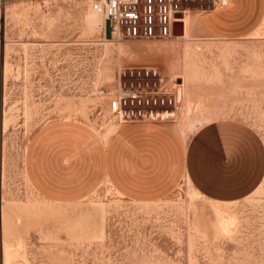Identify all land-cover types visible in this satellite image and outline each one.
<instances>
[{
    "label": "rangeland",
    "instance_id": "obj_1",
    "mask_svg": "<svg viewBox=\"0 0 264 264\" xmlns=\"http://www.w3.org/2000/svg\"><path fill=\"white\" fill-rule=\"evenodd\" d=\"M210 1L182 7L194 15ZM92 11L91 0H0V264H264V180L226 203L186 180L152 202L124 199L104 180L71 203L36 193L26 174L30 140L53 121L111 135L120 124L99 92L119 66L176 79L181 104L168 124L182 139L229 119L264 143V18L237 41L204 34L192 17L187 36L116 42L103 17L90 22Z\"/></svg>",
    "mask_w": 264,
    "mask_h": 264
},
{
    "label": "crops",
    "instance_id": "obj_2",
    "mask_svg": "<svg viewBox=\"0 0 264 264\" xmlns=\"http://www.w3.org/2000/svg\"><path fill=\"white\" fill-rule=\"evenodd\" d=\"M188 13L204 34L237 41L253 34L264 18V0H211ZM189 17V18H188ZM179 31L175 28V32ZM26 174L44 200L71 203L104 180L124 199L158 201L186 180L214 202H234L264 180V143L248 124L215 120L182 139L168 123L120 124L106 139L81 123L53 121L30 140Z\"/></svg>",
    "mask_w": 264,
    "mask_h": 264
},
{
    "label": "built area",
    "instance_id": "obj_3",
    "mask_svg": "<svg viewBox=\"0 0 264 264\" xmlns=\"http://www.w3.org/2000/svg\"><path fill=\"white\" fill-rule=\"evenodd\" d=\"M184 1L91 0V7L103 17L102 30L116 42L166 41L176 38L174 24L181 21L176 17L189 12L182 7ZM181 88L153 66H119L112 84L99 94L118 124H161L177 117Z\"/></svg>",
    "mask_w": 264,
    "mask_h": 264
},
{
    "label": "bare ground",
    "instance_id": "obj_4",
    "mask_svg": "<svg viewBox=\"0 0 264 264\" xmlns=\"http://www.w3.org/2000/svg\"><path fill=\"white\" fill-rule=\"evenodd\" d=\"M93 12V14H91L90 15V18H89V20H90V22H93L94 20H97L98 19V16L100 17V15L98 14V13H96L95 11H92ZM186 16H187V14H185V16H183L182 18H181V21L184 23V32H185V27H186V25H185V22H186ZM184 34V33H183ZM184 36V35H183ZM181 85H179V87H180ZM182 87V86H181ZM221 225H222V228H223V230H227L229 227H230V221H229V219H225V218H222V220H221Z\"/></svg>",
    "mask_w": 264,
    "mask_h": 264
},
{
    "label": "water",
    "instance_id": "obj_5",
    "mask_svg": "<svg viewBox=\"0 0 264 264\" xmlns=\"http://www.w3.org/2000/svg\"><path fill=\"white\" fill-rule=\"evenodd\" d=\"M176 18H177V19H181V18H182V15H178ZM174 27H175L176 29L179 30V31H177V32H174V35H175L176 37H177V35H178V32L180 33L181 36L184 35V34H183V31H182V23H181V22H175ZM179 82H181V81H179Z\"/></svg>",
    "mask_w": 264,
    "mask_h": 264
}]
</instances>
